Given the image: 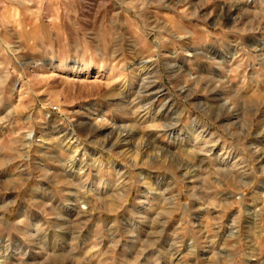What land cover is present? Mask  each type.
Masks as SVG:
<instances>
[{
    "label": "rangeland",
    "instance_id": "rangeland-1",
    "mask_svg": "<svg viewBox=\"0 0 264 264\" xmlns=\"http://www.w3.org/2000/svg\"><path fill=\"white\" fill-rule=\"evenodd\" d=\"M0 247L264 264V0H0Z\"/></svg>",
    "mask_w": 264,
    "mask_h": 264
},
{
    "label": "bare ground",
    "instance_id": "bare-ground-1",
    "mask_svg": "<svg viewBox=\"0 0 264 264\" xmlns=\"http://www.w3.org/2000/svg\"><path fill=\"white\" fill-rule=\"evenodd\" d=\"M59 68H60V66H56V67H54L55 70H57V69L59 70ZM76 69H77V68H76ZM71 136H72V135H71ZM71 136H70V137H71ZM29 138H30V135H28V140H29ZM128 139H129V138H128ZM71 140H73V136L69 139V141H71ZM116 141H117L116 138L113 139V143H116ZM120 149H121V152H120L121 155H122V154H125V155H129V154L132 155V154H133L132 150H130L131 148L129 149V148L127 147V145H123V146H121ZM1 250H2V248L0 247V251H1Z\"/></svg>",
    "mask_w": 264,
    "mask_h": 264
}]
</instances>
